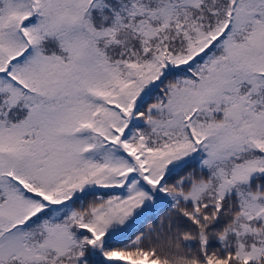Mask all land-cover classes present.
Here are the masks:
<instances>
[{"label": "snow or ice", "instance_id": "6c2138e0", "mask_svg": "<svg viewBox=\"0 0 264 264\" xmlns=\"http://www.w3.org/2000/svg\"><path fill=\"white\" fill-rule=\"evenodd\" d=\"M0 264H264V0H0Z\"/></svg>", "mask_w": 264, "mask_h": 264}]
</instances>
